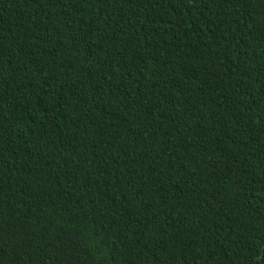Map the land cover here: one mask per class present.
<instances>
[{"label":"trees","instance_id":"obj_1","mask_svg":"<svg viewBox=\"0 0 264 264\" xmlns=\"http://www.w3.org/2000/svg\"><path fill=\"white\" fill-rule=\"evenodd\" d=\"M0 264H264V0H0Z\"/></svg>","mask_w":264,"mask_h":264}]
</instances>
